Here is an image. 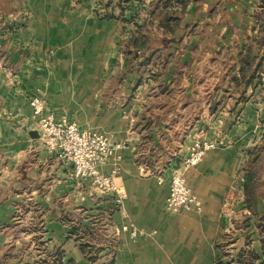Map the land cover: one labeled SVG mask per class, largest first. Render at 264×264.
Here are the masks:
<instances>
[{
    "label": "crops",
    "instance_id": "0c3cea01",
    "mask_svg": "<svg viewBox=\"0 0 264 264\" xmlns=\"http://www.w3.org/2000/svg\"><path fill=\"white\" fill-rule=\"evenodd\" d=\"M263 1L0 0V264L59 247L74 264H263ZM32 96L129 144L102 168L121 204L45 147ZM196 139L218 144L186 172L199 209L171 211Z\"/></svg>",
    "mask_w": 264,
    "mask_h": 264
},
{
    "label": "built area",
    "instance_id": "2783aa9c",
    "mask_svg": "<svg viewBox=\"0 0 264 264\" xmlns=\"http://www.w3.org/2000/svg\"><path fill=\"white\" fill-rule=\"evenodd\" d=\"M29 106L40 117L38 127L44 145L72 164L73 176L79 180L90 181L92 186L102 193H112L116 205L121 204L125 192L117 185L113 172L104 173L102 168L115 153L128 148L129 144L112 142L106 134L98 130L80 128L74 122L59 120L51 114H45L46 102L40 96L30 97ZM217 146V142L202 139H196L191 143L181 165L173 167L170 174L167 200L169 210L199 209L198 196L188 185L186 172L200 164L205 155ZM116 157L118 160L121 159L120 154ZM162 179V175H159L158 182H162ZM121 229L129 231L132 237L137 236L135 227L124 225ZM121 229L112 228L110 232L120 234ZM232 260L237 261L236 264H242L237 257H233Z\"/></svg>",
    "mask_w": 264,
    "mask_h": 264
},
{
    "label": "rangeland",
    "instance_id": "374dc122",
    "mask_svg": "<svg viewBox=\"0 0 264 264\" xmlns=\"http://www.w3.org/2000/svg\"><path fill=\"white\" fill-rule=\"evenodd\" d=\"M45 147H46V146H45ZM46 148H47V147H46ZM22 209H23V210H24V209L32 210L30 206H29L28 208H24V207H23ZM36 210H37V209H36ZM17 211L19 212V208L17 209ZM20 212L24 214L23 211H20ZM25 212H26V214L29 213V211H25ZM37 213H39L38 210H37ZM96 218H97V217H96ZM75 222H76V226H74V227L72 228V232H73V233H76V236H77L78 233H79L78 230H79L80 227L77 225L79 221H75ZM111 225H112V224H109V226L106 225V227H105L103 230H105V229L108 230V228H110ZM27 227H28V226H27ZM97 229L100 230V227H97ZM106 230H105V232H106ZM109 232H110V229H109ZM107 233H108V231H107ZM108 234L111 235V233H108ZM73 235H75V234H72L71 236H73ZM96 235H97V233H96ZM77 238H78V237H77ZM110 238H112V236H110L109 239H110ZM86 244H87V243H86ZM85 246H86V247H85ZM85 246H84L85 250H87V251L90 252V253H88L87 255L89 256V255L91 254V257H92V258L97 259V258H98V253H99V251H100V250H99V246H98V247H97V245H92V246H91V245H89V244H87V245H85ZM96 247H97V248H96ZM45 254H47V253H44V255H45ZM54 254H55V253H54ZM47 257H48V258H47V259H48V260H47L48 262H46V263H50V262L54 259V256H53V255H52V256L49 255V256H47ZM52 258H53V259H52ZM51 259H52V260H51ZM50 260H51V261H50ZM49 261H50V262H49ZM43 264H44V263H43Z\"/></svg>",
    "mask_w": 264,
    "mask_h": 264
},
{
    "label": "trees",
    "instance_id": "16d2710c",
    "mask_svg": "<svg viewBox=\"0 0 264 264\" xmlns=\"http://www.w3.org/2000/svg\"><path fill=\"white\" fill-rule=\"evenodd\" d=\"M124 1H127V0H120V3L124 2ZM163 3H167L169 2L170 0H162ZM181 1H185V0H181ZM264 2V1H263ZM73 234V232H71V235ZM82 248H84V245H82ZM64 257H65V251L59 247L55 250V254H54V259L51 263H46L47 261L44 260L42 262V264H74V261L73 260H67L66 262L64 261ZM257 255H255L253 252L250 253V258H249V261L246 263L244 261H241L242 263L244 262V264H253L254 263V259H257ZM253 259V261H252ZM264 264V263H263Z\"/></svg>",
    "mask_w": 264,
    "mask_h": 264
}]
</instances>
